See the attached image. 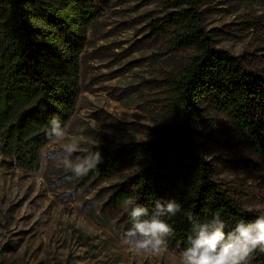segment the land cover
I'll return each mask as SVG.
<instances>
[{"label": "trees", "instance_id": "obj_1", "mask_svg": "<svg viewBox=\"0 0 264 264\" xmlns=\"http://www.w3.org/2000/svg\"><path fill=\"white\" fill-rule=\"evenodd\" d=\"M170 2L173 10L152 24V33L166 34L171 51L189 56L181 71L155 86L173 123L150 130L147 140L101 147L104 162L79 179L83 185L113 181L103 210L124 230L131 226L124 210L129 198L149 210L160 198L181 203L183 212L164 218L174 230L166 248L180 257L192 227L185 213L204 221L218 212L226 231L264 213L248 208L258 196L247 183L214 179L195 131L204 120L213 134L209 149L230 153L220 157L228 171L263 170L264 65L215 48L199 0ZM99 17L95 0H0V153L9 158L2 165L40 169L42 150L52 142L50 119L68 125L75 113L81 55ZM253 264H264V252L256 251Z\"/></svg>", "mask_w": 264, "mask_h": 264}, {"label": "rangeland", "instance_id": "obj_2", "mask_svg": "<svg viewBox=\"0 0 264 264\" xmlns=\"http://www.w3.org/2000/svg\"><path fill=\"white\" fill-rule=\"evenodd\" d=\"M95 2L100 17L86 35L80 94L67 136L42 150L37 171L8 168L2 161L9 158L0 153V264H179L180 257L167 248L157 255L138 254L121 244L123 226L103 210L113 181L83 185L79 178L66 179L71 173L65 162L50 158L73 139L80 142L74 162L97 145L147 140L150 130L173 123L155 86L181 71L189 56L171 51L166 34L152 33V24L173 10L170 0ZM199 12L215 48L264 65V0H199ZM204 123L196 125V138L214 167V179L247 183L258 196L248 208L264 212V169H225L220 157L230 153L209 149L213 134Z\"/></svg>", "mask_w": 264, "mask_h": 264}, {"label": "clouds", "instance_id": "obj_3", "mask_svg": "<svg viewBox=\"0 0 264 264\" xmlns=\"http://www.w3.org/2000/svg\"><path fill=\"white\" fill-rule=\"evenodd\" d=\"M49 124V140L60 141L67 136V125H62L58 116H53ZM79 143L78 139H73L61 154H50L52 160L65 162V171L71 173L66 177L69 180L86 176L104 162L100 145L94 151L77 156L73 162ZM124 210L131 226L122 233L121 244L134 253L150 255H157L166 248L173 234V227L164 218L183 212L181 203L163 198L156 199L151 210L129 198ZM185 216L192 227L187 246L180 252L179 264H253L256 251L264 252V213L250 222L238 220L227 231L226 222L218 212L204 221L195 219L191 213Z\"/></svg>", "mask_w": 264, "mask_h": 264}]
</instances>
